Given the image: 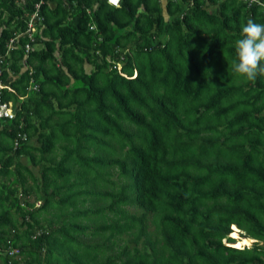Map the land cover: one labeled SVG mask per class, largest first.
<instances>
[{"label":"trees","instance_id":"1","mask_svg":"<svg viewBox=\"0 0 264 264\" xmlns=\"http://www.w3.org/2000/svg\"><path fill=\"white\" fill-rule=\"evenodd\" d=\"M249 19L264 0H0V264H264Z\"/></svg>","mask_w":264,"mask_h":264},{"label":"clouds","instance_id":"2","mask_svg":"<svg viewBox=\"0 0 264 264\" xmlns=\"http://www.w3.org/2000/svg\"><path fill=\"white\" fill-rule=\"evenodd\" d=\"M107 3L113 7H118L120 4V0H106ZM234 49L236 54V60L232 65V69L234 73L247 81H255L258 76L264 77V24L257 23L251 19H249L246 23L241 25V35L240 38L235 40ZM1 61V59H0ZM120 69V66H119ZM0 90L3 88V84L0 83ZM2 105H6V107L11 110L13 114V104L12 102H8ZM2 105H0V110ZM4 119H10L8 117H0ZM14 118V114H13ZM12 119V118H11ZM25 137V136H23ZM17 143V146H16ZM18 147V141L14 144V149ZM40 203L37 202L36 206H39ZM235 225H231L230 229L232 233L229 238L233 239V242L229 243L227 239L223 240V244L226 246L232 247L234 249L243 250L245 248H251L253 243L250 246H245L243 248H237L234 246L233 237L236 233L239 237H245V235L236 227L238 231H235L233 228ZM226 241V243L224 242Z\"/></svg>","mask_w":264,"mask_h":264},{"label":"built area","instance_id":"3","mask_svg":"<svg viewBox=\"0 0 264 264\" xmlns=\"http://www.w3.org/2000/svg\"><path fill=\"white\" fill-rule=\"evenodd\" d=\"M35 16H36V15H33L32 20L35 19ZM32 20H31V22H30V24H29L30 29L33 28V22H32ZM0 62H1V61H0ZM0 73H1V72H0ZM0 88H1V86H0ZM0 117H8V118H10V119L13 118V114H12L11 110H9V109L6 107V105H2L1 110H0ZM23 139H24V137H23ZM16 146H17V143H16ZM11 254H13V253H11Z\"/></svg>","mask_w":264,"mask_h":264},{"label":"bare ground","instance_id":"4","mask_svg":"<svg viewBox=\"0 0 264 264\" xmlns=\"http://www.w3.org/2000/svg\"><path fill=\"white\" fill-rule=\"evenodd\" d=\"M240 241H241V240H240ZM249 242H250V241H249ZM238 243H239V245H244L243 242H239V241H238L237 244H235L236 247H240V246H238ZM241 247H243V246H241Z\"/></svg>","mask_w":264,"mask_h":264},{"label":"rangeland","instance_id":"5","mask_svg":"<svg viewBox=\"0 0 264 264\" xmlns=\"http://www.w3.org/2000/svg\"><path fill=\"white\" fill-rule=\"evenodd\" d=\"M233 237H234V236H233ZM238 237H239V235H238ZM241 238H242V237H241ZM224 242L226 243V241H224ZM236 242H237V239L234 240V243H236ZM234 243H233V244H234ZM244 244H245V243H244ZM246 245H250V243H249V244L247 243Z\"/></svg>","mask_w":264,"mask_h":264}]
</instances>
